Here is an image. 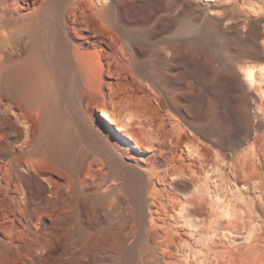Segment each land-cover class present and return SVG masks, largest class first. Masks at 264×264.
Returning a JSON list of instances; mask_svg holds the SVG:
<instances>
[{"label": "bare ground", "instance_id": "bare-ground-1", "mask_svg": "<svg viewBox=\"0 0 264 264\" xmlns=\"http://www.w3.org/2000/svg\"><path fill=\"white\" fill-rule=\"evenodd\" d=\"M228 2L210 7L196 34L180 15L161 17L173 0H0L1 236L43 248L33 261L88 229L118 251L130 215L144 221L149 180L207 208L189 189L192 166L213 158L264 194V99L252 85L264 75V0ZM202 52L225 56L210 84ZM197 86L221 101L233 94L241 141L213 140L222 130L205 127ZM182 143L197 153L192 162ZM41 218L50 219L44 234ZM125 249L104 258L131 264Z\"/></svg>", "mask_w": 264, "mask_h": 264}, {"label": "rangeland", "instance_id": "rangeland-1", "mask_svg": "<svg viewBox=\"0 0 264 264\" xmlns=\"http://www.w3.org/2000/svg\"><path fill=\"white\" fill-rule=\"evenodd\" d=\"M219 1L191 0L186 9L181 0H173V7L165 6L161 17L180 15L179 27L190 25L197 34L209 8ZM202 53L203 58L197 59V64L204 60L206 73L202 83L210 84L222 71L225 56L222 52V56L214 52L215 58L211 62L208 53ZM260 73L264 71L258 70L257 78ZM191 79L197 80L195 76ZM260 79L252 83L253 87H262L255 90L259 102L264 99V75ZM180 88L183 92L190 90L188 85ZM196 90L202 96L196 109L209 115L205 127L222 130L220 135L212 137L213 140L218 142L221 136L226 141H241L245 134L241 120L233 114L237 106L233 94L221 101L217 92V96L212 97L215 92L210 88L203 90L197 86ZM192 149L182 143L179 152L185 151L184 155L187 154L192 162L197 156ZM210 161L206 165L196 163L197 166H192L194 181L189 189L196 192L207 208L187 203L184 196L171 192L158 179L155 182L149 180L142 186L146 216L141 221L136 214L130 215L126 247L133 253L131 264H264V194L254 185H244L236 180L229 165L219 164L214 158ZM179 193L182 194V190ZM224 206H229V214L224 211ZM49 223V218H41L34 225L44 234ZM90 231L88 229L81 238L66 233L61 242L43 253V260L35 261L31 260L30 254L43 250L35 242L29 238L24 242L20 236L10 239L0 235V239L8 241L0 244V264H109L106 255L119 250L120 255L125 253L126 247L117 251L111 245L94 242L93 235L88 234ZM74 240L77 243L74 244ZM85 240L91 243L84 246Z\"/></svg>", "mask_w": 264, "mask_h": 264}]
</instances>
